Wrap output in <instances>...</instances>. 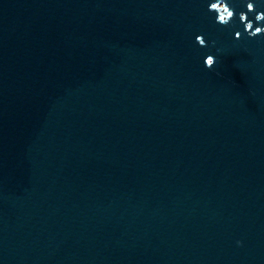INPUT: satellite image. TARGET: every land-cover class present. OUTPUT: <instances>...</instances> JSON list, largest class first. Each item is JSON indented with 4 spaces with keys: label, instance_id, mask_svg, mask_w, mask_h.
I'll return each instance as SVG.
<instances>
[{
    "label": "water",
    "instance_id": "95a60500",
    "mask_svg": "<svg viewBox=\"0 0 264 264\" xmlns=\"http://www.w3.org/2000/svg\"><path fill=\"white\" fill-rule=\"evenodd\" d=\"M0 264H264V0H0Z\"/></svg>",
    "mask_w": 264,
    "mask_h": 264
},
{
    "label": "clouds",
    "instance_id": "9594fccd",
    "mask_svg": "<svg viewBox=\"0 0 264 264\" xmlns=\"http://www.w3.org/2000/svg\"><path fill=\"white\" fill-rule=\"evenodd\" d=\"M248 8H249V9L252 8V5L249 4V5H248ZM258 17H260V16L258 15V16L256 17L257 20H259ZM249 26L251 27V25H249ZM259 33H261V28L257 27V28L255 29V32L250 33V35H251V36H255V35L259 34ZM197 40H199V43H198V44H199L200 46H204V43H205V42H204V40H203L201 37H197ZM214 63H215L214 57L211 56V55L207 56V58L204 60V66H205L206 68H209V69L213 67ZM239 245H240V241H237V246H239Z\"/></svg>",
    "mask_w": 264,
    "mask_h": 264
}]
</instances>
